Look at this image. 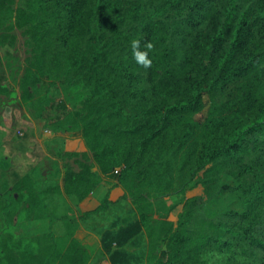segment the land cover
<instances>
[{"label": "trees", "instance_id": "16d2710c", "mask_svg": "<svg viewBox=\"0 0 264 264\" xmlns=\"http://www.w3.org/2000/svg\"><path fill=\"white\" fill-rule=\"evenodd\" d=\"M12 2L0 0V16ZM15 18L31 46L24 104L53 132H80L92 156L66 152L76 166L65 161L62 185L33 170L0 194V264H89L79 219L118 201L107 192L77 217L54 196L79 205L107 174L141 210L104 233L112 264L136 261L123 246L139 233L145 264H264V0H26ZM60 95L65 112L47 117ZM199 185L205 197L188 196ZM229 192L242 209L210 213ZM46 218L63 233L34 234Z\"/></svg>", "mask_w": 264, "mask_h": 264}, {"label": "rangeland", "instance_id": "374dc122", "mask_svg": "<svg viewBox=\"0 0 264 264\" xmlns=\"http://www.w3.org/2000/svg\"><path fill=\"white\" fill-rule=\"evenodd\" d=\"M12 1L11 10L5 16H0V87L5 85L9 88H0V194L10 188L18 178L33 170L38 178L47 181L45 185H49V182L62 185L65 161L76 166L75 157H64L66 152L88 151L92 156L80 132L55 133L45 125V118L33 117L30 109L24 104L19 83L26 60L31 54V46L28 36L17 25L15 17L16 10L26 0ZM46 88L47 85L44 84L42 91ZM62 98L60 95L54 104L56 111L53 108L46 111L47 117L55 112H65L60 104ZM113 182L115 174L103 175V181L97 191L101 201ZM223 182L231 186L236 185V181L230 176H224ZM194 195L205 197L202 185L188 192V196ZM54 200L61 212L67 211L68 208L71 214L77 215L79 205H75L67 196L57 194ZM206 206L210 213L216 210L242 209L232 192L223 195L218 203H207ZM109 207L108 210L92 215L86 220L79 219V225L82 223L85 228H91L99 234L101 243L104 233L123 231L138 220L141 211L140 204L130 199H122ZM180 210L181 206L174 210L176 216ZM52 221L55 224L54 232L63 233V221L57 218ZM82 231L83 229L80 230ZM95 240L96 242L88 239L85 244L95 256L91 264H112L107 257L109 254L97 253L98 241ZM123 247L136 253L137 259L133 260L132 264H145L146 237L142 233L125 241Z\"/></svg>", "mask_w": 264, "mask_h": 264}, {"label": "crops", "instance_id": "0c3cea01", "mask_svg": "<svg viewBox=\"0 0 264 264\" xmlns=\"http://www.w3.org/2000/svg\"><path fill=\"white\" fill-rule=\"evenodd\" d=\"M98 189L94 193L89 195L86 199H84L79 204V206H78L79 210L76 211L77 217L79 216L80 213H84L87 211L94 210L95 208H97L101 204V198L98 194L99 192H97ZM107 192H109V199L113 202H115V201L119 202L120 200L123 199L122 196L124 194V189L121 186L109 187ZM93 215H95V214H93ZM34 223H35V225H34L33 230H32V232L34 234L35 233L43 234V233L48 232L51 227L54 230V227H55L54 222L51 221V219H49V218L36 220ZM81 229H83L82 232H80ZM76 237L78 239H80L84 244H87L88 239H93L95 242H96L95 239H97V241H98L96 243L97 244V253H99V254L102 253V243L100 241V236H99V234H97V232L95 230H93L91 228H85V226H83V224L80 223L79 228L76 232ZM94 257L95 256L92 257L89 264H91L94 261Z\"/></svg>", "mask_w": 264, "mask_h": 264}, {"label": "clouds", "instance_id": "9594fccd", "mask_svg": "<svg viewBox=\"0 0 264 264\" xmlns=\"http://www.w3.org/2000/svg\"><path fill=\"white\" fill-rule=\"evenodd\" d=\"M147 49L152 48L151 43H147L145 46ZM132 54L136 62L142 65L144 68H148L152 64V60L149 58L148 52L141 49V41L134 39L131 43Z\"/></svg>", "mask_w": 264, "mask_h": 264}]
</instances>
